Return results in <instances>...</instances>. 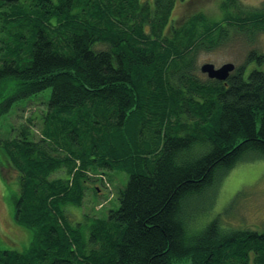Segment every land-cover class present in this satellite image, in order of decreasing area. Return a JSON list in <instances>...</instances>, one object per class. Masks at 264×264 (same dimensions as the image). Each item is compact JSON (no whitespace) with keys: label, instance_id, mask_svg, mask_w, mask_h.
Listing matches in <instances>:
<instances>
[{"label":"trees","instance_id":"1","mask_svg":"<svg viewBox=\"0 0 264 264\" xmlns=\"http://www.w3.org/2000/svg\"><path fill=\"white\" fill-rule=\"evenodd\" d=\"M175 2L0 0L10 8L0 11V117L51 90L38 141L25 126L0 136L19 173L15 220L32 231L24 251L0 250V264H264V232L218 218L189 227L222 177L264 158V56L204 81L197 54L229 27L264 31V11L177 23ZM91 169L127 175L119 207L72 224L66 207L82 206Z\"/></svg>","mask_w":264,"mask_h":264},{"label":"rangeland","instance_id":"2","mask_svg":"<svg viewBox=\"0 0 264 264\" xmlns=\"http://www.w3.org/2000/svg\"><path fill=\"white\" fill-rule=\"evenodd\" d=\"M140 1L154 7V0ZM225 1L227 0H176L171 20L184 22L187 18L202 13L212 22H221L228 13L236 17L245 16L248 12L264 11V0H235V5L224 11L222 5ZM5 7H1L0 11H10V8ZM228 29L230 31L225 42L215 48L203 49L197 54L196 73L204 81L209 80V77L200 68L206 63L214 64L216 68L232 63L236 69L246 65V70L249 71L254 65L253 62L247 64L250 55L264 56V31H242L232 27ZM5 36L0 27V61L6 53ZM50 94L51 90H48L30 99L18 101L8 114L0 117V136L3 139L14 138L21 135L25 126L38 141L42 130H45V122L40 117L44 116L46 110L48 113ZM54 146L51 144V147ZM88 174L91 179L82 206L66 207V214L72 224L84 221L85 216L105 218L111 209H117L119 190L128 179L125 173L111 169H91ZM60 177H66V174L57 172L53 175V178ZM212 193H215L214 197ZM18 194L19 173L0 151V250L24 251L31 243L32 231L15 220L14 199ZM193 208H198V211L192 212L193 219L189 223L191 235L198 234L217 218L224 229L251 228L264 232V158L239 163L220 179L203 202L193 205ZM180 264H189V261L185 260Z\"/></svg>","mask_w":264,"mask_h":264},{"label":"water","instance_id":"3","mask_svg":"<svg viewBox=\"0 0 264 264\" xmlns=\"http://www.w3.org/2000/svg\"><path fill=\"white\" fill-rule=\"evenodd\" d=\"M235 69L236 66L232 63L225 64L219 68H216L214 64L206 63L200 68L203 74H207L210 79L218 81H226Z\"/></svg>","mask_w":264,"mask_h":264}]
</instances>
